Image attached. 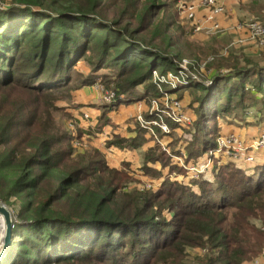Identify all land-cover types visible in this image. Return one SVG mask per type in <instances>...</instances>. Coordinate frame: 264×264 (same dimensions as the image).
<instances>
[{"label": "trees", "instance_id": "trees-1", "mask_svg": "<svg viewBox=\"0 0 264 264\" xmlns=\"http://www.w3.org/2000/svg\"><path fill=\"white\" fill-rule=\"evenodd\" d=\"M107 1L119 11L112 19L105 0H1L0 201L15 217L12 249L2 264H187L192 248L207 252L198 264L253 260L264 250V164L246 174L225 165L218 186L202 180L199 193L170 179L157 191L126 192L130 175L109 166L98 148L75 149L58 121L59 102L98 79L115 93L103 104L101 127L123 101L162 96L154 71H178L161 44L175 46V21L160 13L159 0ZM253 2L250 11L263 18L264 0ZM214 41H196L189 55L208 58L192 66L205 62L215 84L253 71L264 82V63H241L235 53L221 54ZM80 60L90 65L89 74L78 70ZM102 69L112 73L98 75ZM203 82L176 92L189 89L199 101L194 92ZM219 95L206 107L211 97L200 101V121L184 132L187 159L216 148L205 116L217 110ZM128 141L117 136L110 143ZM169 209L172 218L163 213Z\"/></svg>", "mask_w": 264, "mask_h": 264}, {"label": "rangeland", "instance_id": "rangeland-1", "mask_svg": "<svg viewBox=\"0 0 264 264\" xmlns=\"http://www.w3.org/2000/svg\"><path fill=\"white\" fill-rule=\"evenodd\" d=\"M5 1L6 3L9 2V0ZM159 1L161 6L160 13L164 14L167 20L175 21V26L170 31L175 46L172 48L168 46V43L164 44V41L161 42V44L163 47H167V52L171 57H173L172 62L176 63L178 68L180 65L184 64L186 67H188L186 73L191 76V78L197 76L201 81L204 80L203 83L205 84L203 89L201 87L195 89L194 94H197L199 101L196 99V101L193 102V96L191 95L192 93L189 89L185 90L186 92H189V97L187 96V104L189 105L190 109L193 110L195 115L194 119H192L186 113V106H184L182 102L185 91L176 96L172 95L181 102V108L176 111V114L179 112L180 114L187 116L190 121V124L187 125L186 123L185 126H178V124H175L176 128L178 127L183 132L181 135V140H184V143H182V146H180L177 152V157L179 158L177 162L179 163V166H175L176 168H174V172H178L179 174L177 178L181 176L182 177L176 180V175L174 173L173 181L191 187L192 189L195 187L199 189V182L204 180L210 183L211 187L214 189L218 186V175L220 173V169L225 165L231 164L234 167L241 169V171H243L245 174L254 173L257 168L264 164V82H261V80L258 79L256 72L253 71L249 72L248 74H244L243 76H236V74H232L228 78H223L221 82L215 84V78L213 75H210L207 69L205 70L204 64L203 66L201 65V67L192 66L193 61H195V63H200L205 61L208 57H205L201 53L196 55H189V53L190 48L194 47L197 43L196 41H204L201 39H205V41L212 42L213 39H215L213 43L215 47L219 49L221 54L227 55L228 51H230L242 58L241 63H245L247 61L253 65L264 63V44H262V40L260 41L258 36H255L254 32H252L253 25H251L256 21V23L264 25V17L258 18L255 15V12L250 11L253 9L252 5L254 3L253 1L255 0H232L231 7L236 13L237 21L234 22V25L228 28H224V26L221 24L220 16L217 17L214 22L204 24L207 12L203 8L198 9L196 21L187 19L182 14L181 6L183 4L199 3L201 0ZM0 6L6 7L4 4H1ZM254 6H256V3H254ZM103 9L111 17L110 19L119 15V11L114 8V4L112 2H108L107 0H105ZM157 11H159V9ZM226 11L223 14L224 16L227 15ZM170 17L173 19H170ZM229 18H233V16ZM194 23L197 24V28L195 27ZM201 24L202 26H200ZM215 24H217L219 27H216ZM134 25L137 26L138 24L136 23ZM244 31L247 35L242 34ZM251 47H254L255 50L251 51ZM77 68L85 74H89L90 72L87 73L86 70L90 71L91 69L90 65L85 60H80ZM111 71V69H102L98 71V75L105 73L109 74ZM227 71L226 73L230 74V71ZM171 72L173 74L177 71ZM158 73L161 79L155 80L153 77V81L156 84L163 79L162 75H165L161 74V72ZM73 74L75 77V80H73V85H78V83H80L79 81L81 80V77L79 73L76 74L74 72ZM206 75L208 76L207 80ZM203 77L205 79H203ZM97 81L101 83L100 79ZM101 86L103 95H110L109 93L112 91L105 89L102 84ZM217 93L220 94V98L216 100L217 110L214 113L212 111L209 113V115L205 116V119L209 120L208 122L211 128L210 134L212 135V140H216L217 146L215 149H207L202 153L196 152V154H194V158L187 159L189 149L186 147L187 141L184 139V132L188 133L190 128V131H193L195 121H200L198 112L200 109L199 106L203 102L202 99L204 100L208 96L211 97L209 100L207 99V102L204 104V107L209 106L213 103L212 99L217 95ZM156 98L160 97H154L149 100H158ZM163 100H165V98H163ZM157 103L158 105L152 103V108L159 110L165 108V114L173 113L171 109H168L167 106L165 107V105L161 102L159 103L158 101ZM59 105L62 107V110L58 112L56 116L59 119L58 121L62 120V122L65 123L67 129L70 131L73 137L72 144L74 148L80 152L90 149L85 140L79 138L75 123L73 122L74 120H71L73 118L69 112V106L74 107L75 105L73 102V97L72 100H64L63 102H59ZM209 116H211V119H209ZM138 117L142 118V122H139L141 127L145 122H150L149 127L152 129L150 133L155 138L157 137L156 134H158V130L156 128H159L158 124L160 122H167V128L171 131V125L168 122L170 119H168L167 116H160L159 114L158 117H155V115H153L154 118L149 120L142 116ZM153 121H155L154 124L151 123ZM196 128V130L201 129L200 123L198 127L196 126ZM201 132L196 134V141L198 144L200 142ZM207 138H209L208 134L205 135V139ZM115 139L116 137L112 141L114 142ZM131 142L132 139H129L127 143L125 142L120 146L127 148L135 147L133 144H131ZM165 165L166 164H163L162 166ZM189 166H191L192 171L188 169ZM124 170L130 175L128 181L126 184H124V190L126 192H133L134 190L140 192L157 191V189H160L161 187L156 186L155 180L153 179L156 177V173L152 170L148 171L149 178L146 180H139L135 174L129 173L126 168H124ZM187 177L189 178V182H186L185 180ZM166 179L172 180L171 177ZM8 209L11 211L9 207ZM11 213L15 219L14 213L12 211ZM163 213L167 214L170 218L173 216V212L170 211V209L165 210ZM2 221H0V229L3 228ZM189 251L191 257L187 259V264H198L197 259L200 257L203 258L207 254L206 251L199 248H192L189 249ZM263 254L264 250L258 256H256L253 261L256 263V259L260 258Z\"/></svg>", "mask_w": 264, "mask_h": 264}, {"label": "crops", "instance_id": "crops-1", "mask_svg": "<svg viewBox=\"0 0 264 264\" xmlns=\"http://www.w3.org/2000/svg\"><path fill=\"white\" fill-rule=\"evenodd\" d=\"M232 0H225L227 7V15H220V22L224 28L231 27L237 21L236 13L231 7ZM233 18H229L232 17ZM209 23L204 21V24ZM241 32L240 30H238ZM242 34L247 35L244 32ZM204 40L205 39H201ZM207 42V41H206ZM254 51V47L250 48ZM86 72H90L86 70ZM102 83L96 81L92 84L85 85L75 91H73L74 107L69 106V112L72 115L71 120H74L79 138L85 140L87 145L98 148L105 154V158L109 166L117 169L126 168L129 173L135 174L139 180H146L149 178L148 171L152 170L156 173L155 180L156 186L160 187L164 180L171 177L175 173L176 180L179 175L178 172H174L175 166H179L177 162V152L184 143L181 140L182 130L176 128L175 123H170L171 131L163 132L160 128L158 130L157 137H153L147 128L143 127V131H140L141 125L137 120L138 116H142L145 119H153V115L150 113L152 109V103L147 99H140L137 101L125 102L123 101L116 108L107 113L109 121L103 126L99 127L98 122L102 112L104 100L103 90L101 89ZM165 89L170 93L168 86ZM179 93L174 91L171 95L176 96ZM189 92L183 94V105L186 113L192 118H195L193 110L190 109L187 104V96ZM186 102V103H185ZM164 104L163 102H161ZM88 115V116H86ZM141 127V126H140ZM123 137L133 139L137 142V145L133 148L122 147L119 144L110 143L115 137ZM143 139V140H142ZM142 140V142H141ZM158 144V146H157ZM169 155L164 159L159 158L162 154ZM161 153V154H160ZM165 160V161H164ZM166 164L165 166H162ZM172 169V170H171ZM145 170V171H144ZM151 179V178H150ZM175 180V179H174ZM186 182H189L187 177ZM185 182V181H184ZM197 193L200 192V188H193ZM243 264H264V261L254 262L253 260L245 261Z\"/></svg>", "mask_w": 264, "mask_h": 264}, {"label": "built area", "instance_id": "built-area-1", "mask_svg": "<svg viewBox=\"0 0 264 264\" xmlns=\"http://www.w3.org/2000/svg\"><path fill=\"white\" fill-rule=\"evenodd\" d=\"M1 3V0H0ZM1 5V4H0ZM199 8H203L206 10L207 12V16H206V21L212 23L214 22V20H216L217 17H219L220 15H223L226 11V5H225V0H201L199 3H187V4H183L181 6L182 9V14L190 20H197V11ZM257 22V21H256ZM252 23V32H254L255 36H258V39L261 41L262 40V44H264V25H261L260 23ZM260 22V21H258ZM195 27L197 26V24H195ZM216 27H219L217 24H215ZM250 25V26H251ZM202 26V24L200 25ZM197 28V27H196ZM187 62V61H186ZM205 65V63H203ZM203 66V65H202ZM188 70V67H186L184 64L180 65V67L178 68L177 72H174L172 74L171 71L167 72V73H161V74H165L162 75L163 79L160 80L159 83H157L160 91L162 92V96H160V98H156L158 100L153 99V104L158 105V101L163 102L165 107L167 106L168 109H171V111L173 112L172 114H165L164 109L159 110V109H154L152 108V110L150 111V113L152 115H155V117H158L159 114L160 116H167L168 119H170L173 123L178 124V126H185V124L187 123L190 124L189 118L185 115L180 114L179 112L176 114V111L178 109L181 108V102L176 98L173 97L171 94L176 91V89H178L180 86H187L189 85L192 81H200V78L197 76H194L191 78V76H189L186 72ZM155 80H159L160 75L158 73V71H154V75H153ZM165 86L169 87V90L173 91V92H169L165 89ZM110 95L104 96V100L106 102H112L115 100V94L113 92L109 93ZM163 98H165V100H163ZM165 114V115H164ZM88 116V115H86ZM139 122H142V118L138 117ZM156 120V119H155ZM151 123H155V121L151 122ZM167 123V122H166ZM164 122H160L159 128L167 133L170 132V129H168L167 124ZM143 127L147 128L148 130L152 131V129L149 127L150 122H145L144 124H142ZM190 171L191 170V166H189L188 168ZM262 229H264V226H262ZM2 238H3V228L0 229V246L2 243ZM259 261H264V254L260 257L256 259V262Z\"/></svg>", "mask_w": 264, "mask_h": 264}, {"label": "water", "instance_id": "water-1", "mask_svg": "<svg viewBox=\"0 0 264 264\" xmlns=\"http://www.w3.org/2000/svg\"><path fill=\"white\" fill-rule=\"evenodd\" d=\"M0 215L2 216L3 220V238L0 246V264H2L7 259L12 249V234L13 227L15 226V220L8 207L1 202Z\"/></svg>", "mask_w": 264, "mask_h": 264}, {"label": "bare ground", "instance_id": "bare-ground-1", "mask_svg": "<svg viewBox=\"0 0 264 264\" xmlns=\"http://www.w3.org/2000/svg\"><path fill=\"white\" fill-rule=\"evenodd\" d=\"M0 221H2V216H0ZM3 222V221H2ZM3 225V224H2Z\"/></svg>", "mask_w": 264, "mask_h": 264}]
</instances>
